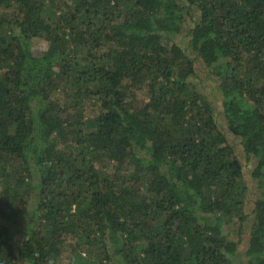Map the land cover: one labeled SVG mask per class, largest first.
Listing matches in <instances>:
<instances>
[{
  "label": "trees",
  "instance_id": "16d2710c",
  "mask_svg": "<svg viewBox=\"0 0 264 264\" xmlns=\"http://www.w3.org/2000/svg\"><path fill=\"white\" fill-rule=\"evenodd\" d=\"M1 8L0 264H239L250 216L244 262L264 264V0ZM183 31L256 161L251 214Z\"/></svg>",
  "mask_w": 264,
  "mask_h": 264
},
{
  "label": "rangeland",
  "instance_id": "374dc122",
  "mask_svg": "<svg viewBox=\"0 0 264 264\" xmlns=\"http://www.w3.org/2000/svg\"><path fill=\"white\" fill-rule=\"evenodd\" d=\"M0 12H6L10 16H13L14 13L11 9H0ZM174 40L181 44L184 48L189 50L190 54L193 58L196 59L195 65L197 69V76L193 79L195 83L198 85L199 89L205 93L215 104L216 109L218 110V120L219 123L224 131L228 133L230 143L235 149L236 154L239 156L243 167H244V178L249 186V193H248V199L246 204V211L247 213L252 212L254 208V202L260 195V189L258 186L257 181L252 177V171L256 166L255 159H249L246 155V153L243 150L241 138L238 136H235L231 134L228 130V127L226 125L225 118L222 114V106H221V92L218 88V82L216 81L215 77L209 73L208 68L204 65V63L201 61L200 58H197V55L195 52H193L187 44V37H186V31L181 32L180 34L176 35L174 37ZM49 47V42L41 37H36L32 40L31 48L34 52V54L39 55L47 48ZM59 97L64 98L63 94H59ZM147 99V94L145 91L139 92V104L143 103ZM253 217L250 216L249 220H247L246 226L244 228L243 237L244 241H242V244L239 247V254H238V263L239 264H246V255L245 251L249 245V238H250V227L252 224ZM237 225L231 226L230 230H235V227ZM235 235V234H233Z\"/></svg>",
  "mask_w": 264,
  "mask_h": 264
}]
</instances>
